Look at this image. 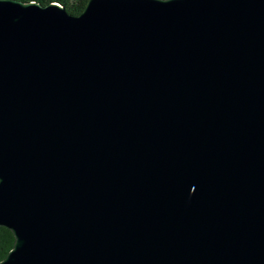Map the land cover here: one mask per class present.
Returning <instances> with one entry per match:
<instances>
[{
	"label": "water",
	"instance_id": "1",
	"mask_svg": "<svg viewBox=\"0 0 264 264\" xmlns=\"http://www.w3.org/2000/svg\"><path fill=\"white\" fill-rule=\"evenodd\" d=\"M0 264H264V0H0Z\"/></svg>",
	"mask_w": 264,
	"mask_h": 264
},
{
	"label": "trees",
	"instance_id": "2",
	"mask_svg": "<svg viewBox=\"0 0 264 264\" xmlns=\"http://www.w3.org/2000/svg\"><path fill=\"white\" fill-rule=\"evenodd\" d=\"M32 1V0H22ZM42 4H48L57 1L66 6L67 11L73 15H79L85 8L88 0H35ZM15 242L13 231L6 227L0 226V261L8 254Z\"/></svg>",
	"mask_w": 264,
	"mask_h": 264
}]
</instances>
